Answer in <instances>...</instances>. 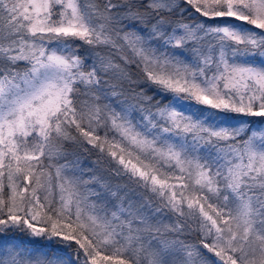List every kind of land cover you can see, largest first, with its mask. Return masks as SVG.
<instances>
[{
  "label": "snow or ice",
  "instance_id": "6c2138e0",
  "mask_svg": "<svg viewBox=\"0 0 264 264\" xmlns=\"http://www.w3.org/2000/svg\"><path fill=\"white\" fill-rule=\"evenodd\" d=\"M0 264H264V0H0Z\"/></svg>",
  "mask_w": 264,
  "mask_h": 264
},
{
  "label": "trees",
  "instance_id": "16d2710c",
  "mask_svg": "<svg viewBox=\"0 0 264 264\" xmlns=\"http://www.w3.org/2000/svg\"><path fill=\"white\" fill-rule=\"evenodd\" d=\"M96 159L95 156H88L87 154L81 155L80 156V161L83 165L84 168H89L92 166V162ZM65 161L61 160L60 163H64ZM41 244L43 242H40Z\"/></svg>",
  "mask_w": 264,
  "mask_h": 264
}]
</instances>
